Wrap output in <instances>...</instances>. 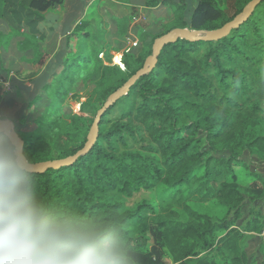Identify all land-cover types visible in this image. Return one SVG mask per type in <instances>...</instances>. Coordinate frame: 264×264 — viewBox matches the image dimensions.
<instances>
[{
  "label": "trees",
  "instance_id": "trees-1",
  "mask_svg": "<svg viewBox=\"0 0 264 264\" xmlns=\"http://www.w3.org/2000/svg\"><path fill=\"white\" fill-rule=\"evenodd\" d=\"M251 1L198 0L188 13L184 0H144L169 12L143 26L139 48L122 52L123 70L90 21L80 20L56 51L40 49L34 27L45 19L41 12L63 0H0V24L15 18L23 31L16 48L29 60L25 76L17 69L7 78L0 50V79L9 83L8 90L0 86V117L13 122L31 165L71 156L107 98L152 54L155 39L176 28L219 29ZM78 11L72 2L65 13L75 19ZM50 30L57 35L62 23L53 21ZM246 154L264 156V0L217 40L166 43L153 68L101 117L92 147L71 164L31 173L32 186L37 197L61 206L118 218L137 264H148L156 251L148 250L146 231L175 264H249L232 225L246 197L264 200V178L249 171ZM244 171L254 180L243 185ZM158 188L168 200L154 218L142 214L151 212L148 204L124 210L141 189ZM137 220L141 240L126 229ZM245 226L261 235L264 251V214L254 211Z\"/></svg>",
  "mask_w": 264,
  "mask_h": 264
},
{
  "label": "clouds",
  "instance_id": "clouds-1",
  "mask_svg": "<svg viewBox=\"0 0 264 264\" xmlns=\"http://www.w3.org/2000/svg\"><path fill=\"white\" fill-rule=\"evenodd\" d=\"M33 167L0 117V264H137L123 223L37 197Z\"/></svg>",
  "mask_w": 264,
  "mask_h": 264
},
{
  "label": "rangeland",
  "instance_id": "rangeland-1",
  "mask_svg": "<svg viewBox=\"0 0 264 264\" xmlns=\"http://www.w3.org/2000/svg\"><path fill=\"white\" fill-rule=\"evenodd\" d=\"M187 4V10L186 12L190 13V10L193 9L198 3V0H184ZM115 13L122 14L125 12L120 7H115L112 9ZM166 10V7H165ZM163 7H158L155 10L154 14L162 15L164 12L163 17L169 12L165 11ZM65 11V4L60 6H53L46 11L41 12L43 16H45V19L43 21H40L38 23L37 27H34V29L37 31L38 36L37 40L40 43V49L41 50H50L53 41L50 40L51 36L49 34L50 27L53 26V21L55 24L62 21V16ZM129 11V9H127ZM143 15H145V18H152L150 13L146 11H141ZM157 15V16H158ZM90 17H96L93 14H89ZM153 16V15H152ZM187 16V14H186ZM15 18L8 19L7 21L0 24V28L2 29V39L0 40V48L2 50V56H3V66L7 72L6 76L7 78L15 75V72L17 69L22 71V76H25V72L23 71V68L25 67V63L29 60L25 57L20 56V54L17 52L16 43L19 41L21 37H23V31L16 28L15 24ZM143 24V20L136 23L138 26L139 24ZM143 26H146V23H144ZM138 30V29H137ZM93 34H95V37L100 36L101 39L104 41V43L107 46L112 47L116 43V38L118 35L115 36L113 34H109L108 38H104L103 32L95 31ZM102 34V36H101ZM135 36L136 34L133 33ZM137 37V36H136ZM135 37V38H136ZM123 42H125L124 50H129L131 48H139L140 42H137L135 39L132 40L131 44H127L125 39L121 38ZM122 51V52H123ZM111 52V51H110ZM113 52V51H112ZM111 52V60L113 64L118 65L121 69L124 70L123 65L121 64V56L122 53L114 54ZM20 56V57H18ZM24 60V61H23ZM32 68H38V65H33ZM11 74V75H9ZM4 80V79H0ZM74 112L77 113V106H73ZM13 123V122H12ZM245 162L248 164L250 171H255L257 173H260L261 176L264 177V159H259L252 157L251 155H245L244 157ZM254 178L251 176L248 178V175L246 171L240 175V182L244 185L248 182H252ZM168 192L162 190L161 188L153 189V190H140L138 193H135L132 197L126 199L124 210L134 211L136 208H138L141 204H148L152 207L151 212L143 211V215L147 214L149 218H154L155 214L158 212L159 209H161L162 205L165 204L166 200H168L167 196ZM161 200L163 202L161 203ZM160 203V205H159ZM159 206V208H158ZM260 211L262 214H264V200H257L255 202H251L248 197H246V200L241 206V216L238 220L233 222L232 227L239 232L242 233L243 236V242H241V247L245 251L247 256V261L249 264H264V251L261 249L260 242H261V236L259 234L255 233H246L245 232V225L249 220H252L254 216V211ZM179 214L182 218H187V214L183 211H179ZM231 219V216H229ZM138 226V220L137 221H131L128 225H126V229L129 231V234L132 235L136 240H141L143 231H140V228ZM144 236L148 238V241L146 242V246L148 250L150 247L153 249L155 248V252L151 255L150 261L148 264H175L174 258L172 255L169 254L167 249L161 244V241L156 239L153 235H151L148 231L144 233ZM212 239H208V243H212Z\"/></svg>",
  "mask_w": 264,
  "mask_h": 264
},
{
  "label": "crops",
  "instance_id": "crops-1",
  "mask_svg": "<svg viewBox=\"0 0 264 264\" xmlns=\"http://www.w3.org/2000/svg\"><path fill=\"white\" fill-rule=\"evenodd\" d=\"M76 2L79 3V11L77 18L72 19L68 17L65 11L69 9L71 3ZM65 4V11L62 16V30L60 33L53 34L51 39L53 41V51H56L58 48L63 46L64 40L66 36H68L76 24L80 20L90 21L92 23L91 31H100L103 32L104 38H108L109 34H113L114 36L117 34L116 43L112 46L114 54L122 53L125 42L122 41L121 38L125 39L127 44H131L132 40H136L139 42V34L144 29V23L153 24L157 23L164 15L154 14L155 10L158 7H163L165 10V6L162 4L157 5L156 7H148L145 6L144 0H63V5ZM62 5V4H61ZM115 7H120L125 12L122 14L115 13L112 9ZM129 9V11H127ZM141 11H146L150 13L152 18H145L146 16L141 14ZM167 11V8L166 10ZM89 14H93L96 17H90ZM153 15V16H152ZM158 15V16H157ZM143 20V24H136L139 21ZM122 34L120 33V31ZM138 29V30H137ZM136 34L135 36L133 35ZM137 36V37H136ZM136 37V38H135ZM55 40V44H54ZM115 46H119L118 49ZM1 50V49H0ZM2 52V50H1ZM18 52V51H17ZM20 56L26 54V52H18ZM28 54V53H27ZM31 56H29L30 58ZM9 83L6 80H0V86H3L5 90H8ZM252 157L264 159V156L260 157L256 154H252ZM250 171V170H249ZM255 172V171H251ZM260 174V173H259ZM263 177V176H262ZM264 178V177H263ZM261 236V235H260Z\"/></svg>",
  "mask_w": 264,
  "mask_h": 264
},
{
  "label": "water",
  "instance_id": "water-1",
  "mask_svg": "<svg viewBox=\"0 0 264 264\" xmlns=\"http://www.w3.org/2000/svg\"><path fill=\"white\" fill-rule=\"evenodd\" d=\"M263 0H252L243 10V12L235 17L232 21L226 23L221 28L212 30L206 33H200L197 31L189 30L188 28H176L161 37L155 39L153 44V51L152 54L147 57L145 60L143 66L133 74L127 82H125L120 88H118L116 91H114L104 102L102 107L98 110L93 123L91 125L90 131L87 135V139L85 144L81 149H79L75 154L68 156L66 158H62L59 160H53V161H46L37 163L35 165H32L33 170L32 173L36 172H42L48 168H58L60 166L68 165L73 163L79 156L87 152L94 142L97 139L98 135V127L100 124L101 117L104 115L106 110H108L115 101L120 98L121 96L125 95L129 88L135 83V81L141 76L142 74L147 73L150 71L153 66L155 65L157 61L158 54L161 50V48L169 42H176L178 39H185L189 41H213L217 40L226 34L235 26H237L239 23H241L243 20H245L250 13L253 11V9ZM124 68V67H123ZM14 125V124H13ZM16 132V131H15ZM17 137L19 138L22 148H23V140L19 137V135L16 132Z\"/></svg>",
  "mask_w": 264,
  "mask_h": 264
}]
</instances>
